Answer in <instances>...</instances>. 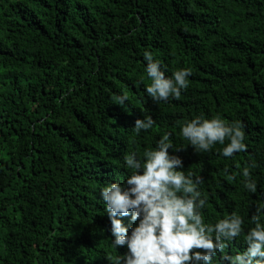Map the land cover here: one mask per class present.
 <instances>
[{
    "label": "trees",
    "instance_id": "trees-1",
    "mask_svg": "<svg viewBox=\"0 0 264 264\" xmlns=\"http://www.w3.org/2000/svg\"><path fill=\"white\" fill-rule=\"evenodd\" d=\"M145 51L168 77L191 68L179 99L147 94ZM217 115L245 125L247 151L224 157L226 139L199 154L181 136ZM145 116L154 126L133 137ZM165 133L204 178L205 223L244 219L214 258L229 264L264 202V0H0V264H114L128 249L112 247L101 189ZM253 162L256 193L241 183Z\"/></svg>",
    "mask_w": 264,
    "mask_h": 264
},
{
    "label": "clouds",
    "instance_id": "clouds-1",
    "mask_svg": "<svg viewBox=\"0 0 264 264\" xmlns=\"http://www.w3.org/2000/svg\"><path fill=\"white\" fill-rule=\"evenodd\" d=\"M146 72L152 83L147 94L156 102L179 99L187 90V78L191 68L174 71L171 77L161 70L159 61L151 52H144ZM116 105L123 107L127 95H113ZM155 124L151 116L137 119L132 128L133 137L148 131ZM245 125L240 121L228 123L220 116L205 119L197 116L183 122L181 136L197 153L210 152L217 143L225 145L220 154L232 158L235 153L247 151ZM171 133H165L156 143L155 150H145L141 157L132 151L124 156L129 170L126 180L109 182L100 192L105 211L111 222L112 247L126 246L128 251L116 257L114 264H214L217 253H223L228 243L244 233V219L237 212L206 224L203 210L207 198L199 190L204 182L202 176L189 171L185 173L183 160L170 155L183 148H174ZM253 162L243 168L244 189L256 193L257 182L252 178ZM227 171V169H225ZM251 216L254 227L245 235L246 250L235 255H222L221 261L229 264H264V202H256ZM131 217V234L123 218ZM202 250V251H194ZM111 259V258H110Z\"/></svg>",
    "mask_w": 264,
    "mask_h": 264
}]
</instances>
